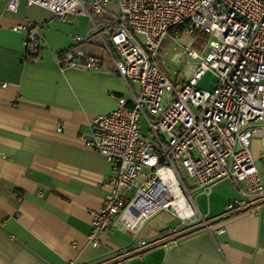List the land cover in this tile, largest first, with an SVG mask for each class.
Segmentation results:
<instances>
[{
	"label": "built area",
	"instance_id": "2783aa9c",
	"mask_svg": "<svg viewBox=\"0 0 264 264\" xmlns=\"http://www.w3.org/2000/svg\"><path fill=\"white\" fill-rule=\"evenodd\" d=\"M7 2L11 13L22 2L40 5L64 24H73L78 15L86 17V35L73 36L72 47L56 54L57 63L100 71L108 59L130 93V101L116 97L111 113L93 115L85 138L87 148L114 171L102 207L91 212L89 245L99 247L116 227L139 235L163 212L189 228L207 226L192 191L209 196L222 181H229L241 196L229 201L227 215L257 212L264 201L258 167H264V0ZM45 27L14 29L26 32L25 60L40 59ZM197 32L208 37L202 53L193 48ZM182 36L187 37L184 55L198 64L189 65L185 80L172 81L160 54L168 40L177 42ZM184 55L176 57L178 62ZM207 72L217 78L212 91L198 87ZM166 94L173 97L165 105ZM143 121L147 135L142 133ZM153 246L141 240L120 257Z\"/></svg>",
	"mask_w": 264,
	"mask_h": 264
},
{
	"label": "crops",
	"instance_id": "0c3cea01",
	"mask_svg": "<svg viewBox=\"0 0 264 264\" xmlns=\"http://www.w3.org/2000/svg\"><path fill=\"white\" fill-rule=\"evenodd\" d=\"M7 4L0 0V264H264V201L256 213L227 215L229 201L241 198L229 181L209 196L192 191L207 226L189 228L163 212L139 235L116 227L99 247L89 245L91 212L102 207L114 171L85 138L92 116L111 113L116 97L130 101V93L108 59L100 71L59 66L56 54L88 30L74 17L64 24L40 5L22 2L11 13ZM27 24L46 25L35 61L25 60L26 32L14 30ZM225 182L233 192L217 197ZM141 240L155 246L120 257Z\"/></svg>",
	"mask_w": 264,
	"mask_h": 264
},
{
	"label": "rangeland",
	"instance_id": "374dc122",
	"mask_svg": "<svg viewBox=\"0 0 264 264\" xmlns=\"http://www.w3.org/2000/svg\"><path fill=\"white\" fill-rule=\"evenodd\" d=\"M92 1V0H87ZM110 9H113V6H109ZM98 16V15H97ZM99 17V16H98ZM73 19L76 20L77 27L84 31L88 28L89 21L85 17H74ZM85 32V31H84ZM84 36V35H83ZM195 43L193 48L198 52L202 53V50L205 46V44L208 42V37L204 33H196L193 36ZM187 41L186 36H182L181 39L177 42H173L171 40H168L165 46L163 47L161 54H160V62L163 70L166 72L168 77L175 81L177 79L185 80V73L188 70L189 65H196L198 62L190 60L187 56L184 55V47L185 43ZM179 55H184L182 59L179 60L178 63H175V59ZM217 83V78L212 72H207L199 81L198 87L204 90L212 91ZM171 94H166L164 97V104L166 105L167 100L172 99ZM142 133L144 135L148 134L147 125L145 122H142ZM254 154H256V147L254 148ZM259 169L261 171V174L264 178V169L259 166ZM187 182L190 184V182L187 180ZM233 192L232 187L228 183H222L219 186L216 187L214 190V194H216L217 197H227L229 194ZM200 202V201H199ZM201 205V204H200Z\"/></svg>",
	"mask_w": 264,
	"mask_h": 264
},
{
	"label": "water",
	"instance_id": "95a60500",
	"mask_svg": "<svg viewBox=\"0 0 264 264\" xmlns=\"http://www.w3.org/2000/svg\"><path fill=\"white\" fill-rule=\"evenodd\" d=\"M177 62H178V59L176 58V59H175V63H177Z\"/></svg>",
	"mask_w": 264,
	"mask_h": 264
},
{
	"label": "trees",
	"instance_id": "16d2710c",
	"mask_svg": "<svg viewBox=\"0 0 264 264\" xmlns=\"http://www.w3.org/2000/svg\"><path fill=\"white\" fill-rule=\"evenodd\" d=\"M198 33H202V32H198Z\"/></svg>",
	"mask_w": 264,
	"mask_h": 264
}]
</instances>
